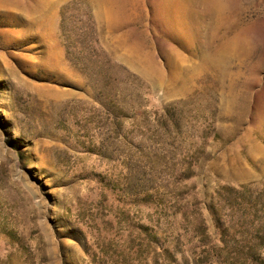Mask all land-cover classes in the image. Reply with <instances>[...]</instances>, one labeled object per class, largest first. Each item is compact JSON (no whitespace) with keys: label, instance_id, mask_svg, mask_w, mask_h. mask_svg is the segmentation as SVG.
I'll use <instances>...</instances> for the list:
<instances>
[{"label":"rangeland","instance_id":"obj_1","mask_svg":"<svg viewBox=\"0 0 264 264\" xmlns=\"http://www.w3.org/2000/svg\"><path fill=\"white\" fill-rule=\"evenodd\" d=\"M39 1L0 8V264H264V0Z\"/></svg>","mask_w":264,"mask_h":264},{"label":"bare ground","instance_id":"obj_2","mask_svg":"<svg viewBox=\"0 0 264 264\" xmlns=\"http://www.w3.org/2000/svg\"><path fill=\"white\" fill-rule=\"evenodd\" d=\"M219 1L220 0H184L182 14L187 17L190 16L194 19L200 18L206 11H210L214 8H217L220 5ZM39 2L40 4L38 3L29 6L27 10L28 17H26V19L28 27L32 28L36 26L37 28H39L38 33L44 35L46 32L45 26L47 22H45L43 19V12L46 8L50 6V3L49 0H41ZM93 2L96 6H99L103 8V10L105 9L106 11L112 5L111 0H93ZM0 8H7L13 13V11H23L22 8L25 7L23 5V0H0ZM36 12L40 13L38 19L33 17ZM12 13L8 14L9 18L13 21L15 19L17 20L16 16ZM213 37L214 36L212 35L209 40L205 43V46L207 47H205V49H208L211 52L208 53V55H205L203 52L202 59L205 62L207 61L209 64H211L212 68L214 67L215 70L220 71L222 67L221 64L224 61L225 51L229 44L234 40L233 37L229 36V34H226L219 39L218 44L214 45Z\"/></svg>","mask_w":264,"mask_h":264}]
</instances>
